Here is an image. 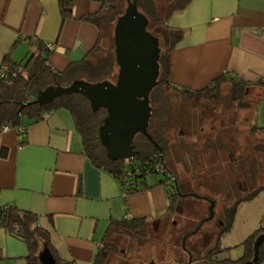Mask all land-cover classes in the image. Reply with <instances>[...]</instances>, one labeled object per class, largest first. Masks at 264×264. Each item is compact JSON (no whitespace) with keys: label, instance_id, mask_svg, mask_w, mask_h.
I'll use <instances>...</instances> for the list:
<instances>
[{"label":"crops","instance_id":"crops-1","mask_svg":"<svg viewBox=\"0 0 264 264\" xmlns=\"http://www.w3.org/2000/svg\"><path fill=\"white\" fill-rule=\"evenodd\" d=\"M101 6L102 0H74L72 16L63 20L59 0H0V70L7 54L19 62L31 51V39H38L55 43L49 62L64 71L95 45L98 28L84 17ZM169 24L185 31L171 55L170 77L177 86L201 89L221 74L228 80H264V0H192ZM262 88L251 87L258 95ZM259 107L257 122L264 114ZM151 182L125 194L121 183L85 154L68 109L28 123L23 135L16 128L0 131V204L37 213L54 248L74 264H93L112 218L166 216L168 188ZM263 224L260 191L237 206L231 229L220 237L218 257H240L241 244ZM0 251V264H25L28 247L0 227Z\"/></svg>","mask_w":264,"mask_h":264},{"label":"trees","instance_id":"trees-1","mask_svg":"<svg viewBox=\"0 0 264 264\" xmlns=\"http://www.w3.org/2000/svg\"><path fill=\"white\" fill-rule=\"evenodd\" d=\"M191 1L137 0L138 9L149 19L148 30L160 41L159 83L150 95L152 116L148 131L161 146L163 158L160 151L146 136L138 134L134 139L136 150H138L135 157L127 160H111L98 137L99 128L107 116V111L100 109L93 112L90 102L80 94H66L46 105L31 103L35 101L42 90L50 85L68 86L75 80L90 82L104 80L115 82L117 80L119 68L115 58L112 35L118 18L128 8L127 0H102V6L97 12L84 17L85 20L91 21L97 26V41L81 60L72 62L64 71L53 70L49 62V55L52 51L47 48V41L31 39L29 42L31 51L19 62L14 61L10 54L5 56L3 65H6L7 69L3 76L0 75V131L7 125L16 129L21 126L27 128L28 123L41 120L45 113L68 109L82 136L84 152L97 168L111 173L121 183L126 194L148 187L152 183L149 177L156 176V183L167 186L170 197L169 212L174 211L176 201L179 200L178 192L181 185L179 176H176L167 162L169 150L173 146L171 138H169L171 129L169 120H167L171 115L169 108L171 102L168 94L177 92L189 98L205 96L216 99L220 95L222 83L229 82L232 85L231 101H237L242 109L256 110L260 99L251 102L245 101V99L249 96L251 87H264V80L256 83L242 79L228 80L226 74L217 76L207 86L197 90L179 87L172 82L170 77L171 55L184 38L185 31L172 27L169 20L175 13L185 10ZM73 4L74 0H59L63 20L72 16ZM25 103L29 104L23 106ZM254 115L255 111L250 131L251 134H260L261 139L255 142L254 150L250 153L251 156L245 155L243 149L240 151V146L235 140L231 141L222 136L224 131L229 134L231 127L236 128V119L231 120L228 126L221 124L220 130L215 128V124H212L211 130L218 133L216 137L204 140L205 142L201 146V153L207 154L210 160L213 156L221 157L226 153L234 152L235 154L238 152L239 157H233V160L239 158L241 161L238 163H246L247 157L250 156L253 168L251 181L258 185L254 190L235 201L227 215L220 236L231 229L237 206L244 201L253 199L260 191H264V126L258 125ZM201 125L203 122H198L195 126ZM195 134H198V131L193 135ZM179 142H177V161L189 159L191 164L201 163L199 156L188 152V144H186L188 147L180 149L181 142ZM230 163L232 164V162ZM176 179L179 190H175ZM39 218V215L31 210L21 209L14 204H0V227L27 244L28 254L25 257V264H41L39 254L45 246L49 247L57 264H74L73 261L62 257L54 248L51 242V233L39 224ZM159 220H154V224L156 225ZM151 222L153 221H148L146 218H112L103 238V245L97 251L93 264H108L110 256H115L117 252V242H122V238L131 241L135 237L146 236ZM189 235L192 236V233ZM260 235H264V224L241 244L243 253L236 259H220L218 257V253L221 252L219 242L199 259L205 260L209 264H244L253 259L254 244ZM120 253L122 257L126 256L125 253ZM1 261H3V257L0 251ZM263 261L264 242L260 245L256 264H262ZM181 262L182 258H179L177 264ZM129 264L145 263L130 261Z\"/></svg>","mask_w":264,"mask_h":264},{"label":"rangeland","instance_id":"rangeland-1","mask_svg":"<svg viewBox=\"0 0 264 264\" xmlns=\"http://www.w3.org/2000/svg\"><path fill=\"white\" fill-rule=\"evenodd\" d=\"M112 38L114 40V34ZM231 90L232 85L228 82H223L220 88V95L216 99H210L205 96L189 98L177 92L168 94L171 102L169 106L171 115L167 120H169L171 129L169 138H171L173 146L169 150L167 162L175 174L181 177L185 183L186 190L195 188L198 193H208L217 201L215 218L206 222L200 232L193 236V240L204 242L203 244L207 248H211L215 243L217 236L215 233L220 230L224 220V209L231 208L235 204L234 200L258 186L253 184L251 189L246 191L244 187L241 190L243 192L239 191L240 183L244 186L243 181L252 177L253 168L250 153L254 150L255 142L260 140L261 137L260 134H251L250 131L254 122L252 116L255 110L242 109L237 101H231ZM260 90L258 95L256 89H251L245 101L251 102L262 98V100H259L257 107L260 106L259 112H264V88ZM262 117L260 114L257 123L264 126V114ZM235 119L237 122L235 124L236 128L231 127L229 134L224 131L222 136L231 141L235 140L240 146V151L243 149L245 155H250L247 157L246 163H238V161H241L239 158L234 160L235 163H230V155L233 154V157H239L238 152H235V154L233 152L226 153L221 157L213 156L212 160L209 159L210 157L207 154L201 153V146L205 142L204 140L210 137L214 138L218 133L211 130V125L215 124V128L219 129L221 124L228 126L230 121ZM198 122H203V125L196 127L195 125ZM197 131L198 134L193 135ZM177 142L181 144L179 146L180 149H184L189 145L188 152L199 156L201 163L191 164L189 159L177 161ZM149 179L155 181L156 176L152 175ZM176 204L178 206L177 213L170 211L171 214L157 221L156 225L154 221L151 222L146 236L135 237L131 241L122 238V242H117V252L115 256H110L108 264H129L130 261L144 262L145 264H151L153 261H155V264H174L175 258H180L181 250L177 248V245H180L183 233L191 230L193 225L197 223L198 217L208 212L206 209L207 201L203 199H179ZM182 206H184L183 211ZM176 219L177 228L171 223L172 220ZM205 247L201 246L202 249H200L203 254L206 251ZM120 252L125 253L126 256L122 257ZM200 255L198 254V256ZM184 257L185 261L188 260L186 255ZM224 257L222 256L220 259ZM202 264L209 263L205 261Z\"/></svg>","mask_w":264,"mask_h":264},{"label":"water","instance_id":"water-1","mask_svg":"<svg viewBox=\"0 0 264 264\" xmlns=\"http://www.w3.org/2000/svg\"><path fill=\"white\" fill-rule=\"evenodd\" d=\"M127 3L128 8L118 18L114 29L117 80H75L68 86L50 85L31 103L46 105L66 94H80L90 102L93 112L107 111L98 137L111 160L135 157L138 150L134 139L138 134L146 136L163 158L161 146L148 131L152 116L150 95L159 83L160 41L148 30L149 19L138 9L137 0H127ZM213 207L212 200L208 219L214 216ZM263 242L264 235H260L254 244L253 259L244 264H256ZM39 259L41 264H57L48 246L40 252Z\"/></svg>","mask_w":264,"mask_h":264},{"label":"flooded vegetation","instance_id":"flooded-vegetation-1","mask_svg":"<svg viewBox=\"0 0 264 264\" xmlns=\"http://www.w3.org/2000/svg\"><path fill=\"white\" fill-rule=\"evenodd\" d=\"M232 155H230V159H231L230 161L233 162V163H235L234 160H233V156ZM237 165H239V164H237ZM179 178H180L181 189L179 190V187H177V179H176V188H175V190H177V189L179 190V192H178L179 199L180 200H182V199L183 200H188V199H203V200H206L207 201L206 209L208 211L206 214H203V215H201V216L198 217V219L196 220L197 223H195L193 225V228L191 230H188L185 233H183V235H182V237L180 239V245L179 244L177 245V248L178 249L180 248V250H181L180 258H182V262L180 264H189V263L190 264H202L203 262H205V260L199 259L198 257L203 256L207 251H209L210 249H212L213 247H215L217 245V242H219V240H220V237H221L220 236V233H221V231H222V229H223V227L225 225L227 215H228L229 211L231 210V208L233 206L231 208L229 207V208L224 209V220H223V223L220 226V230L217 233H215L217 236H216V240H215L214 245L211 248L205 247V244H203L204 242L201 243L198 240L197 241L193 240L194 239L193 236H195L196 234H198L200 232V230L202 229V227L204 226V224L206 222L211 221V220H213L215 218V206L217 204V201L214 199V197L212 195H209L208 193H205V194L198 193L195 188L192 189V190H186L185 183L183 182V180L181 179V177H179ZM251 179H252L251 177L248 178V179H245L243 181L244 182L243 183L244 186L242 185V183H240V185H239V191H241L242 188H244V187L246 188V191L249 190V189H251V187L254 184V183H252ZM237 190H238V188H237ZM241 192H243V191H241ZM238 193H237V195H238ZM212 200L214 201V207H213L214 216L211 219H208L209 216H210V214H211L210 213V206H211V201ZM236 200H234L233 202H235ZM181 208H182V211H183L184 210V206H182ZM177 211H178V206L176 204L175 205L174 212L177 213ZM170 214H171V212H168L166 214V216H169ZM166 216H164V218ZM171 223H172V225L175 228H177L176 227V225H177V219L176 220H172ZM189 233H192V236H190ZM201 246L202 247L203 246L205 247V250L206 251H205L204 254L202 253V251L200 252V249H202ZM200 253H202V254L200 255ZM198 254L200 256H198ZM184 255H186V257H188V260L185 261ZM196 256H198V257H196ZM190 259H191V262H190ZM177 260H179V258L177 259V257H176L175 260H174V264H177ZM151 264H155V261H153Z\"/></svg>","mask_w":264,"mask_h":264},{"label":"built area","instance_id":"built-area-1","mask_svg":"<svg viewBox=\"0 0 264 264\" xmlns=\"http://www.w3.org/2000/svg\"><path fill=\"white\" fill-rule=\"evenodd\" d=\"M260 33L264 36V24H263V25L261 26V28H260ZM47 48H48L49 50L53 51V50L55 49V43H54V42H51V41H48V42H47ZM6 69H7V66L4 65V66L2 67V69H1V71H0V75H1V76L4 75ZM49 114H50V113H45V114H44V117L47 118V117L49 116ZM10 129H12V127L9 126V125H7V126H5V127L2 129V131H7V130H10ZM26 130H27V128L24 127V126H21V127L17 128V131L19 132L20 135H23V134L26 132ZM125 194H126V192H125Z\"/></svg>","mask_w":264,"mask_h":264}]
</instances>
